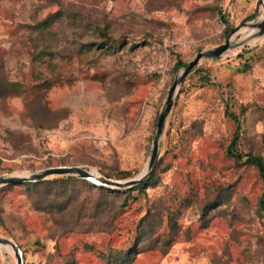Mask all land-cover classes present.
Returning a JSON list of instances; mask_svg holds the SVG:
<instances>
[{"label":"rangeland","instance_id":"obj_1","mask_svg":"<svg viewBox=\"0 0 264 264\" xmlns=\"http://www.w3.org/2000/svg\"><path fill=\"white\" fill-rule=\"evenodd\" d=\"M263 19L264 0H0V176L80 165L136 178L177 62L231 42L179 83L155 183L0 184V237L24 264H264V182L245 162L264 157ZM148 213L154 233L128 254ZM0 264H17L1 242Z\"/></svg>","mask_w":264,"mask_h":264},{"label":"water","instance_id":"obj_2","mask_svg":"<svg viewBox=\"0 0 264 264\" xmlns=\"http://www.w3.org/2000/svg\"><path fill=\"white\" fill-rule=\"evenodd\" d=\"M251 25L259 26L261 30L264 31V19L260 23H257V24L251 23ZM229 36L230 35L228 34L226 41L223 44L213 49L198 52L189 63L181 67L183 70L175 78V81L168 95V100H167L165 110L163 111L158 121L157 130H156L155 139H154L153 151L151 154V162L148 168L145 169V171L139 174V176H137L136 178L126 180V181H121V180L112 179V178L97 174L80 165H60V166L49 167L47 169L36 171V172H24L21 174H14V175H2L0 176V184H9V183H16V182H23V181H27V182L38 181L40 179H44L53 174H76L83 178L91 180L93 182L99 180L101 182L100 184L104 186L106 185V186L117 187V188L132 187L136 184H140L154 169L155 162L158 158L161 134L163 132L167 116L172 109L175 93L177 91V87L179 83L198 64V62L203 56L220 55L224 53L225 51H227L231 45ZM0 242L3 244H7L8 246H12L14 249L13 251L15 252V255L17 258V264H24L23 259H22V253H21L22 251L20 247L18 246V244L13 239L6 238V237H0Z\"/></svg>","mask_w":264,"mask_h":264},{"label":"trees","instance_id":"obj_3","mask_svg":"<svg viewBox=\"0 0 264 264\" xmlns=\"http://www.w3.org/2000/svg\"><path fill=\"white\" fill-rule=\"evenodd\" d=\"M92 44H95L94 42ZM105 45V43L103 44ZM186 62L183 60H179L175 66V69H180L181 67L185 66ZM2 97H4L3 94H1ZM238 142V137L235 136L234 140L232 141L231 145H230V152L232 155L236 156L238 159H242L243 158V154H240L239 152H237L235 150L236 144ZM247 158L245 160V162L249 165H253L255 167H257L259 169V173L260 176L263 179L264 182V157L261 154H255V153H248L246 154ZM71 177V176H70ZM44 181V180H43ZM38 182V181H37ZM156 182V173H153L151 176H149L143 183L139 184L140 187H144L145 185L148 184H153ZM36 183V182H35ZM92 186H96L93 182H89ZM100 188V187H99ZM113 191H121L119 189H115ZM260 208L264 210V191L260 197ZM114 215H116L114 213ZM113 215V216H114ZM149 216L150 214H146L143 218H142V224L140 226V232H139V236L137 239V243L136 246H134L132 249L127 250L128 254H133V256L137 255L138 253L142 252L145 248V244H143V241L145 242L146 240L149 239V236L152 235L154 233V229L156 227V225L153 223L152 221H149ZM159 239V237L157 238V240ZM150 240V239H149ZM149 243L151 244V242L149 241ZM126 258L125 257H117L116 263L115 264H122L124 262Z\"/></svg>","mask_w":264,"mask_h":264},{"label":"bare ground","instance_id":"obj_4","mask_svg":"<svg viewBox=\"0 0 264 264\" xmlns=\"http://www.w3.org/2000/svg\"><path fill=\"white\" fill-rule=\"evenodd\" d=\"M257 31V30H256ZM96 183H98V184H100L101 182L99 181V180H97V181H95ZM12 249H13V247L12 246H10ZM14 250V249H13Z\"/></svg>","mask_w":264,"mask_h":264}]
</instances>
